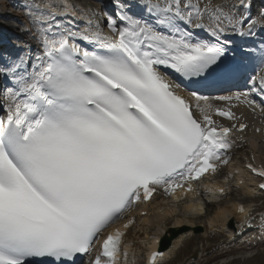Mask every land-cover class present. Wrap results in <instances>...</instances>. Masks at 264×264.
Listing matches in <instances>:
<instances>
[{"label":"snow or ice","instance_id":"1","mask_svg":"<svg viewBox=\"0 0 264 264\" xmlns=\"http://www.w3.org/2000/svg\"><path fill=\"white\" fill-rule=\"evenodd\" d=\"M114 5L106 26L115 38L92 19L82 31L53 33L49 24L38 34L42 54L0 64V76L13 82L0 119V264H77L101 241L94 264L101 257L115 264L123 233L104 234L122 214L158 187L175 193L215 171L214 162L227 164L229 133L246 127L218 126L213 111L228 119L234 113L214 109L208 95L192 92L195 104L186 100L173 74L207 86L227 83L238 71L229 33L264 31V9L252 17L250 0ZM258 52L261 70L248 77L249 91L212 99L264 112L251 95L255 89L264 96V47Z\"/></svg>","mask_w":264,"mask_h":264},{"label":"rangeland","instance_id":"2","mask_svg":"<svg viewBox=\"0 0 264 264\" xmlns=\"http://www.w3.org/2000/svg\"><path fill=\"white\" fill-rule=\"evenodd\" d=\"M73 1L75 2V0ZM92 1L101 2V0ZM2 2L4 0H0V3ZM9 8H11L7 10L9 19L15 18L14 15L18 13V8L14 6ZM15 20L17 23H24L25 17L21 15L20 19L16 18ZM240 139H245L248 144L250 141L255 142L259 146L255 148L264 151L263 130L255 127L249 135H240L233 141L238 142ZM257 155L261 159L264 157L260 153ZM224 159H227L228 163H222L215 176V182L225 181L224 178L229 167L241 164L242 154L235 151ZM243 181L245 184V180ZM225 189L226 194L217 200L200 204L204 207V214H191L186 211L185 203L173 202L170 198L162 202L159 200L158 205L150 206L151 210L147 207L149 212L147 211L145 216L134 217V225H138L137 229L140 230L135 231L136 227L130 229L127 236L133 237L137 243L135 247L130 248L125 256H122L120 264H144L145 260L143 261V259L146 257L145 251L148 244L147 237L144 235L149 231L155 233L158 228L161 231L164 229L161 233L162 238L175 234L172 241L179 238L180 243L173 250L168 248L167 251L169 250L171 253L169 257L164 261L159 259L157 264H264V195L254 187L250 188L252 193H247L246 189L242 185H238L233 177L231 180L225 181ZM198 201L201 202L200 199ZM238 203L245 204V208H247L245 219L239 221L231 215L223 230L216 226H209L220 209L231 208ZM167 212L170 214L167 215ZM153 214H160L161 218L158 222L152 224L142 222ZM229 221L233 226L231 228Z\"/></svg>","mask_w":264,"mask_h":264},{"label":"bare ground","instance_id":"3","mask_svg":"<svg viewBox=\"0 0 264 264\" xmlns=\"http://www.w3.org/2000/svg\"><path fill=\"white\" fill-rule=\"evenodd\" d=\"M52 1L53 0H45L44 2H42L41 0H39V4L40 5H46L45 6L46 9L54 11L55 8H54V5L51 4ZM60 1L64 5L67 4V5L71 6L70 10H65L64 8L63 9H64V11H67L68 21L71 22V24H72L71 25V29L73 31H82L84 29L85 25L87 24V21L89 19H92L93 23L97 22L96 20H94L92 18L91 14L88 13L87 9H85L84 12H82V13H77L78 10L75 9V7L70 3L69 0H60ZM112 1H114V0H112ZM200 2L203 4V3H207L208 0H200ZM212 2L213 3H220L221 0H212ZM0 4H5V2H2ZM11 6H14V5L11 3L10 7ZM86 6H87V4H86ZM9 9H11V8H9ZM97 9L98 8H96L95 11H97ZM49 13H51V12H46L45 8L41 7L39 10H35V12L31 11V14L28 15V18L32 19V18H34L33 17L34 14L38 15L40 17V20L36 21V26L39 29V31L42 32L43 28H46L49 24H51L53 26L52 27V32L55 33L58 30L55 29L54 26H56L58 20H55V19L54 20L53 19L52 20H44V19H42L43 16H46ZM57 13H59V10L55 13L56 14L55 18L56 17L63 18V16H57ZM73 13H75V15H73ZM21 15H23V14L21 12H18L17 14L14 15V17L16 16L15 18H10V20L6 21V22H10L11 21L13 23H17L15 19L16 18L20 19ZM23 16L25 17L26 15H23ZM256 16H257V14H256ZM0 17L9 18V14L6 11L3 10V11L0 12ZM3 22H2V20H0V25L3 24ZM64 24H65V22H64ZM64 24H63L62 28L65 27ZM10 32L14 33L13 30L12 31L10 30ZM251 53H252V55L249 56V57L250 58L254 57L255 62L257 60L260 62V60H259V52L258 51H253V52L251 51ZM0 55H1V53H0ZM223 102H211V104L213 105V108H214V106L221 105V104H223ZM259 102H260V104L264 103V98H259ZM227 110L228 109H224V111H227ZM244 111H245V114H240V113H237V112H233L234 116H235V119H228L226 117L218 116L213 111L212 118L215 121L223 120L225 122H231V123H234L235 121H239V122H241V121L244 122L245 121L246 123H249L248 120L246 119V114L249 113V111H247V110H244ZM251 114L253 115V120H254L253 121L254 125L253 124L252 125L253 126H257V129H261V130L264 131V129H263V127H264V112H262L261 109L258 107V112L257 113H251ZM251 123H252V121H251ZM251 131H252V127L249 125V127H247L244 132L238 133L237 135L238 136L239 135L247 136V135H249V133H251ZM238 136H235V137H238ZM235 142L236 141L232 142L233 146H232L231 151L240 152L242 154V160H241L242 162H241V164H239L237 166L229 167L224 180L227 181V180H230L231 177H233L238 185H239V180H241V181L245 180L246 183L244 184V181H243L242 186L246 189L247 193L248 192L252 193V190L250 188H253V187H250L248 185V183L252 182V179H251V177H249L248 169L245 168L244 165L247 162H251L250 159H253L252 161H255V162H258V163H261L262 165H264V157H263V159H261L257 155V153H260L262 156H264V151L262 149H260V148L256 149L255 147H259V146H257V144H255V142H252V141H250V144H248L245 141V139H241L240 142H238V143H235ZM250 146H252L253 148H251ZM255 153H256V155H255ZM226 155H227V153L222 155V157L226 156ZM215 173H214V175H215ZM210 179H211V177H210ZM225 181L224 182L223 181L222 182H215L213 180H209L208 179V182L206 181L205 184H200L199 185L200 188L197 189L195 193L189 194V193L184 192L183 190L180 189V190H177L174 195L169 196L167 198L166 197H162V198L154 197L152 202H150L149 204H146V205L145 204H138V205H136L135 207H136V209L138 208V210L135 209V214H146L147 211L149 210V208L151 210L150 206L158 205L159 204V200L162 202L163 200H167L169 198L173 202L185 203L186 211L190 212L191 214L192 213H194V214H201L202 213L203 214L204 209L200 205L202 203L198 201L199 199L201 200V198H203V197H201V195H202L201 189L204 188L206 190V192H207V194L204 195V198L206 200L215 201V200H217L220 197L219 195H216V192L218 191V188H222L224 192L226 191V189H225ZM212 182H214V183H212ZM245 189H244V191H245ZM160 204H162V203H160ZM147 207H149L148 210H147ZM140 209H142V210H140ZM246 211H247V208H244L243 212H239L238 209H237V205H234L231 208H222L216 213L215 217H213V219L211 220L209 226H211V227L216 226V227L220 228L221 230H223L225 225H226V222L229 220V216L232 215L233 217H235V219H237L239 221H242L243 219H245L244 217L246 216V214H245ZM169 214H170V212H167V215H169ZM129 217L132 218L133 214L130 213ZM160 218H161L160 214H153V215L150 216L149 219H144V221H142V222L145 223V224H150V223L152 224V223L158 222L160 220ZM179 223H182V221H179ZM229 223H230V221H229ZM229 227L230 228L233 227V226H231V223H230ZM135 231H137V230L135 229ZM162 231L158 228L157 232L155 231L156 234H154L153 238L151 240H148V244H147L146 251H145V253H147V254H146V257L143 259V261L145 260L144 264H151V263H149L146 260L148 259V257L152 253V251L156 250V248H157L156 245L157 244H156V241H154V240L156 238L161 237ZM122 233H127V232H122ZM126 238L129 239L131 237L130 236H126ZM135 241L137 243V240H135ZM179 243H180V239L179 238L175 239L173 241L172 245H171L170 250H173V249L177 248ZM126 244H128V243H126ZM129 251H130V247L128 245H124L121 252H122L123 255H126ZM170 254L171 253L169 251H167L165 253V256L162 258V260L163 261L166 260L169 257ZM158 260L159 259L157 258L156 259L157 263H158ZM143 261H142V263H143ZM116 262H117V264H119V256H118ZM159 262H162V261H159Z\"/></svg>","mask_w":264,"mask_h":264},{"label":"water","instance_id":"4","mask_svg":"<svg viewBox=\"0 0 264 264\" xmlns=\"http://www.w3.org/2000/svg\"><path fill=\"white\" fill-rule=\"evenodd\" d=\"M176 235L175 234H172V237H175Z\"/></svg>","mask_w":264,"mask_h":264}]
</instances>
